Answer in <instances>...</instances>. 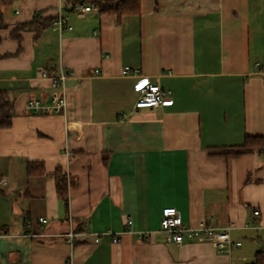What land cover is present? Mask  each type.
<instances>
[{"label": "crops", "instance_id": "1", "mask_svg": "<svg viewBox=\"0 0 264 264\" xmlns=\"http://www.w3.org/2000/svg\"><path fill=\"white\" fill-rule=\"evenodd\" d=\"M3 3L0 89L14 110L0 129V264H251L264 251V156L211 153L264 136V0H142L140 15L120 20L74 10L72 30H25L21 41L17 25L57 16L59 3ZM126 67L139 74L123 76ZM41 70L74 72L64 114L26 109L55 91ZM139 76L174 101L134 110ZM29 162L46 173L28 175ZM166 207L192 228L233 225L242 245L227 255L206 241L168 242Z\"/></svg>", "mask_w": 264, "mask_h": 264}, {"label": "built area", "instance_id": "2", "mask_svg": "<svg viewBox=\"0 0 264 264\" xmlns=\"http://www.w3.org/2000/svg\"><path fill=\"white\" fill-rule=\"evenodd\" d=\"M58 4L57 8V20L53 26L54 29L63 33L65 30H72L73 27L69 25V13L66 11L64 0H56ZM78 12H98L99 9L93 4L82 3L75 8ZM40 74L44 78L51 80V87L55 90L50 103H43L39 99L29 100L26 104V109L35 114L50 115V114H64L67 106V88L66 81L73 77L75 74L72 70L61 72L55 77H49L44 70L40 71ZM139 74V69L126 67L122 70L123 76H135ZM170 74V72H167ZM264 80V72L261 73ZM60 89V93L57 90ZM139 96L135 102L134 110L141 109H158L165 104H170L174 101L173 93L171 90L164 89L158 82H152L149 77L139 76L137 84ZM5 185L4 178L0 179V189ZM255 217L260 216L258 210L254 211ZM40 222L47 223V219L41 218ZM133 220L129 218L126 226L129 228L130 233L134 235L136 232L133 230ZM234 226L229 225L222 229H217L211 226H201L199 228H192L184 224L182 216L179 210L175 207H166L162 211L161 219V231L165 234L168 242L175 243L176 245H182L185 242L190 241H206L212 244V246L219 252L227 255H231L235 248L242 245L240 241H233L231 232ZM77 234L70 228L67 233L69 242H74ZM139 238H145L143 233H138ZM100 237H97L95 242L100 241ZM114 242L117 243L118 239L115 238ZM264 252V251H263Z\"/></svg>", "mask_w": 264, "mask_h": 264}, {"label": "trees", "instance_id": "3", "mask_svg": "<svg viewBox=\"0 0 264 264\" xmlns=\"http://www.w3.org/2000/svg\"><path fill=\"white\" fill-rule=\"evenodd\" d=\"M9 0H3V2ZM93 4L99 9L101 15H114L120 19L124 16L140 15L142 9V0H64L66 11L72 12L75 8L82 4ZM57 16H35L32 21L17 25L12 32L11 37L17 41H21L20 33L25 30H32L36 32V38L40 33L48 28L54 26ZM7 26L4 22V13L0 10V30ZM14 104L8 98L7 92L0 89V129H7L12 125V113ZM259 151L264 156V136H247L242 145L232 149H224L221 151L212 152V155L224 156L227 158H236L244 154ZM28 175H44L46 173L45 167L42 163L29 162L27 166ZM56 177V187L59 197L68 205V180L61 174V169H57L54 173ZM2 178L0 174V179ZM251 264H264V252H257L255 259Z\"/></svg>", "mask_w": 264, "mask_h": 264}, {"label": "rangeland", "instance_id": "4", "mask_svg": "<svg viewBox=\"0 0 264 264\" xmlns=\"http://www.w3.org/2000/svg\"><path fill=\"white\" fill-rule=\"evenodd\" d=\"M0 5H2V9H3V7L6 6V5L3 3V0L0 1ZM2 11H4L5 14H8V13H9V8H8V7H7L6 9L4 8V10H2Z\"/></svg>", "mask_w": 264, "mask_h": 264}]
</instances>
